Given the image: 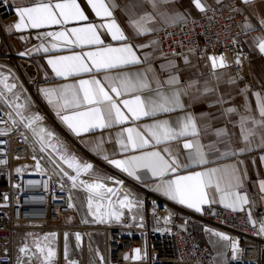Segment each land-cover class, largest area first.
<instances>
[{
    "label": "crops",
    "instance_id": "obj_1",
    "mask_svg": "<svg viewBox=\"0 0 264 264\" xmlns=\"http://www.w3.org/2000/svg\"><path fill=\"white\" fill-rule=\"evenodd\" d=\"M9 1L14 15L0 30L6 48L27 58L21 63L42 105L82 158L125 178L140 203L143 187L192 210L264 207V33L244 39L246 70L261 87L251 90L231 67L213 70L193 53L163 59L159 49V29L221 0ZM243 1L240 28L248 33L264 24V0ZM90 186L107 223L118 221L111 187ZM200 236L224 264L226 236ZM57 254L46 241L42 258Z\"/></svg>",
    "mask_w": 264,
    "mask_h": 264
},
{
    "label": "built area",
    "instance_id": "obj_2",
    "mask_svg": "<svg viewBox=\"0 0 264 264\" xmlns=\"http://www.w3.org/2000/svg\"><path fill=\"white\" fill-rule=\"evenodd\" d=\"M241 10H246L243 0H221L204 8L197 18L162 27L157 38L163 59L193 53L213 70L231 67L238 81L249 89L261 88L252 86L246 70L248 53L244 39L263 34L264 24L257 22L255 29L244 33L240 28ZM13 15L12 3L0 0V30ZM11 59L18 65L27 60L12 51L1 58ZM36 80H41L40 75ZM2 104L6 105L0 98V264H20L16 260L15 235L29 229L59 234L67 230L103 229L106 264H221L211 243L204 241L200 233L208 240L223 234L230 243L224 264H264V207L252 203L243 209L203 204L192 210L139 187L141 214L132 212L123 221L113 220L100 226H86L82 221L77 226L75 192L81 190L73 181L76 171L54 173L44 157L37 156L34 146L33 154L43 163V170L18 172L16 152L28 143L27 128L18 113L9 112ZM110 177L130 187L125 178L115 174Z\"/></svg>",
    "mask_w": 264,
    "mask_h": 264
},
{
    "label": "rangeland",
    "instance_id": "obj_3",
    "mask_svg": "<svg viewBox=\"0 0 264 264\" xmlns=\"http://www.w3.org/2000/svg\"><path fill=\"white\" fill-rule=\"evenodd\" d=\"M8 53L6 44L3 40V35L0 31V86L7 94V102L4 109L9 112L18 113L19 118L27 128L28 145L20 149L17 153V170L34 172L43 170V163L37 158L32 151L35 146L37 156L41 155L51 171L61 174L62 172L76 171V176L73 178L74 183L77 182L76 187L82 191L84 185L92 186H110L115 196V206L111 209L113 217L118 218V221H123L126 216L143 212L137 199V193L129 186L121 185L118 181H112L110 173L100 164L92 163L89 159L81 158L73 143L62 131L57 123L56 118L45 110L42 105L34 85L30 82L27 75L32 74V70L27 63L18 65L15 60L10 61L1 60L2 55ZM24 69V70H23ZM27 75H26V73ZM82 160V162H81ZM53 161V162H52ZM88 175L85 177L84 175ZM91 176V177H89ZM91 187V186H90ZM75 192V210H76V225L80 226V222H84L86 226L105 225L107 223V209L102 215H97L99 221L93 219L86 205V199L83 191ZM104 204L108 208L109 194L103 193ZM101 218V220H100ZM110 220L108 223H111ZM87 231L88 236L84 238V246L82 247L79 241V234L73 233L65 239V262L67 264H104L105 257L104 235H97ZM49 240H40L32 244L33 252L30 254V260L50 263L59 259L61 254L60 247H58L57 256L45 261L42 258L41 250L45 242ZM89 242L94 246L97 259L93 260L91 251L88 247ZM86 244V246H85Z\"/></svg>",
    "mask_w": 264,
    "mask_h": 264
},
{
    "label": "bare ground",
    "instance_id": "obj_4",
    "mask_svg": "<svg viewBox=\"0 0 264 264\" xmlns=\"http://www.w3.org/2000/svg\"><path fill=\"white\" fill-rule=\"evenodd\" d=\"M227 59V57H226ZM0 98L6 103L7 102V94L3 90V88L0 86ZM4 107V105L2 104ZM28 130V129H27ZM29 131V130H28ZM27 138V135H26ZM28 141V140H27ZM28 145L25 144L24 146L18 147L17 152L25 148ZM16 152V153H17ZM53 162V161H52ZM121 184H123L121 181H119ZM125 185V184H123ZM82 191L84 193L85 199H86V205L89 210L90 216L95 219L96 221H99L97 218V215H102L104 212V207L102 206L101 201V194L100 191L97 192L94 188L90 187L89 185H84L82 187ZM128 217V215L126 216ZM74 216L71 217L73 219ZM129 218V217H128ZM101 220V218H100ZM102 221V220H101ZM90 233L97 234V235H104V245H105V257L103 258L104 264L107 263V255H106V232L103 229H89ZM82 231V233L79 234V241L81 246H84V238L88 236L87 231L84 229H76V230H67L63 233L59 234L56 231L51 230H41V229H29L21 232H17L15 235V244H16V260L20 264H45V262L41 261H34L30 260L29 253L33 252L32 244L35 242H39L40 240H49L55 245L60 247L61 254L59 255V259L55 260L53 262L47 263V264H55L57 262H62L63 264H67L65 262V239L68 235L73 233H78ZM86 246V244H85ZM91 255L93 257V260L97 259L96 252L94 251V246L92 243L89 242L88 245Z\"/></svg>",
    "mask_w": 264,
    "mask_h": 264
}]
</instances>
